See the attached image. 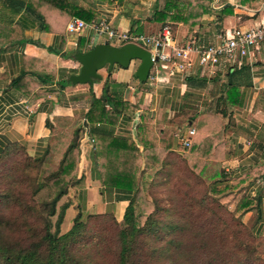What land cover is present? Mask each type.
Listing matches in <instances>:
<instances>
[{"label": "crops", "instance_id": "crops-1", "mask_svg": "<svg viewBox=\"0 0 264 264\" xmlns=\"http://www.w3.org/2000/svg\"><path fill=\"white\" fill-rule=\"evenodd\" d=\"M19 1L28 2L0 0V25L21 27L20 37L0 40V155L18 143L29 156L46 154L49 159L63 153L79 127L88 129L90 137V130L99 128L137 141L135 130L144 118L152 133H144L143 139L151 137L154 144L151 149L140 147L142 162L153 153L159 163L153 172L139 176L143 185L154 174L160 178L166 160L180 155L189 166L198 163L200 177L209 185L216 181L214 186L224 198L237 195L229 209L243 194L258 193L264 184H259L260 177L264 182V42L239 65L230 69L225 64L214 73L199 65L192 52V66L184 78H163L154 84L134 75L137 60L127 68H102L101 78L92 83L72 84L69 76L80 68L76 52L106 43V36L92 27L99 21L132 34H157L168 25L176 43L193 41L195 47L217 43L232 28L245 29L263 20L264 0H72L94 13L89 22L83 20L87 26L77 31L67 29L76 18L70 13L43 7L39 20L31 13L29 18L23 8L16 11ZM157 12L166 13L164 20L160 15L155 18ZM150 71L153 74L156 68ZM104 90L118 102L120 114L113 124L89 120L98 114ZM104 108L111 106L105 103ZM190 128L195 130L193 145L185 148L180 140ZM88 136L81 138V180L68 188L72 204L65 217L74 206L81 211L85 206L88 212L112 213L120 221L132 193L100 185L92 162L94 143ZM256 204L244 211L242 219L264 235V197Z\"/></svg>", "mask_w": 264, "mask_h": 264}, {"label": "rangeland", "instance_id": "rangeland-1", "mask_svg": "<svg viewBox=\"0 0 264 264\" xmlns=\"http://www.w3.org/2000/svg\"><path fill=\"white\" fill-rule=\"evenodd\" d=\"M62 154H55L49 159L47 156V161L40 166L23 160L18 165L19 170L14 164L17 161H14V157L0 162V192L17 196L22 204L19 205L14 200L2 201L0 204V235L6 244L24 251L34 249L40 255L48 251V245L42 242V237L47 225H51L49 229L54 232L56 215L49 216L46 210L42 211V207L33 212L24 204L29 202L31 185L33 187L37 178L45 181L48 176L44 170H56ZM169 160H166L167 166L162 169L163 175L160 179L156 180L152 175L146 185L142 184V179L138 180L141 185L138 195L142 199L135 200L139 214L136 218L139 220L138 226H142L152 213L160 233L148 235L150 243L146 239L140 240L139 244L142 245L137 249L142 256L139 255L137 263L264 264V235L255 233L242 217L240 219L227 210V205L234 201L237 195L228 197V200L220 193L218 196L209 195L208 181L189 174L185 165L175 161L176 158L170 160L169 166ZM27 164L30 169L24 172L23 168L27 170ZM169 167L174 169L172 178H168ZM262 183L263 179L260 177L259 184ZM68 188L57 202L56 212H59L62 204H68L66 209L72 204ZM145 202L149 206L143 209ZM73 208L74 211L72 209L68 219L65 217V209L59 234L70 229L74 216L80 210L76 206ZM80 212L87 231L79 240L73 242L74 244H70V256L76 259L81 257V262L86 261L87 264H117L120 249L118 231L124 226L123 223L113 222L108 215L97 216L99 213L88 212L85 206ZM151 246L157 247L158 252L151 251ZM143 253L148 255L145 257Z\"/></svg>", "mask_w": 264, "mask_h": 264}, {"label": "trees", "instance_id": "trees-1", "mask_svg": "<svg viewBox=\"0 0 264 264\" xmlns=\"http://www.w3.org/2000/svg\"><path fill=\"white\" fill-rule=\"evenodd\" d=\"M17 5V12H21L20 10L23 8V11H25L26 14L31 13L38 20L40 19L39 9L43 7L48 10L60 9L64 12L70 13L73 17L87 22L93 18L94 14L90 8L76 4L72 0H28V2L19 1ZM157 15H160V17H158L161 18L160 20H164L166 17V13L164 12H157L155 18H157ZM20 36L21 27L14 24L12 26L0 25L1 41L9 42ZM8 48L9 47L3 48V50ZM62 87H64L63 84ZM106 94L107 93L104 90L101 99L99 100L100 110L98 114H96L97 116L92 115L89 120L94 121V118H98L99 120L112 124L117 120L120 114L118 102L114 101ZM105 103L111 106L110 110L104 108ZM85 131L89 133V130L86 128L79 127L73 132V135L68 140V145L62 154L59 167L51 172L44 170V173L48 178L45 181L40 180V178L35 180L33 187L31 185L30 192L28 193L29 202L24 204V206H27V208L33 212L42 207V211L46 210L49 216L56 215L54 232H51L49 229V226L51 225H47L46 231L42 237V242H45L48 245V251L46 254L40 255L34 249L25 251L20 248L15 249L3 242L1 237L2 232H0V264H87L86 261L81 262V257L77 259L71 257L69 251L70 244H74L87 231L85 223L82 220V213L79 210L73 218L70 229L63 234H59V226L68 204H62L59 212H56V204L66 193L67 188L79 183L81 180V177L78 176L81 153L80 147L81 138ZM144 133L147 136L152 133L150 124L144 118H142V122L138 125L137 130H135V134H137L138 137L137 141L113 136L112 133L103 131L99 128L90 130V135L94 139L92 162L93 166L97 168L100 185L103 187L128 190L132 193L120 221H118L112 213L105 212L96 214L97 216L108 215L112 218L113 222L118 224L123 223L124 225L121 226L118 231L120 249L118 251L117 264H138L139 255L142 256L137 249L139 245H142L139 244L140 240L146 239L150 243L148 235L154 236L159 232V229L156 227L157 221L152 217V213L149 215L148 219L144 221L142 226H138L139 220L137 221L136 219L139 214L136 210L135 200H142L138 195L141 187L138 182L139 176L148 170H155L159 163V160L154 157L153 153L146 154L147 160L142 162V148L144 150L151 149V146L154 144L151 137L143 139ZM192 143L190 147L193 145ZM140 147L142 148L140 149ZM9 157H14V161L17 160L14 162L17 167L23 160L31 161L30 163L35 165L37 163L38 166L44 165L47 161L46 154L39 157H31L27 154L25 147L18 143L12 144L4 149L3 153L0 155V162L6 161ZM22 157L24 158L22 159ZM175 158V161H179L182 165H185L189 174L196 175L198 178L202 179L199 170H197V162V164L193 165L195 166L194 169L193 166H191L192 164L189 166L187 161H185L180 155L172 157L173 160ZM28 164L26 166L27 170H24L23 168L24 172L29 171L28 169L30 168ZM170 164L171 161L169 162V166ZM146 166L149 167L147 168ZM165 166H167V164H165ZM17 167H15V169H17ZM19 169L20 168L18 167V170ZM169 169L170 174L168 178H172L174 169L173 167H169ZM20 171H22V169ZM153 177L156 180L161 178V176L159 178L155 174ZM215 182L216 181L213 182V185L208 186L209 195H219V191L214 186ZM263 197L264 184L259 187L258 193H256L255 196L251 197L247 194H243L235 208L227 210L241 219L244 211L250 208L252 204H256ZM10 200H14L15 202H18L19 205H22L17 196L4 191L0 192V204H2V201L10 202ZM148 206L149 204L145 202L143 209L148 208ZM1 222L2 220H0V223ZM99 235L100 233L97 234V238H99ZM151 251H155L156 253L158 252V248L151 246ZM143 255L146 257L148 254L143 253Z\"/></svg>", "mask_w": 264, "mask_h": 264}, {"label": "built area", "instance_id": "built-area-1", "mask_svg": "<svg viewBox=\"0 0 264 264\" xmlns=\"http://www.w3.org/2000/svg\"><path fill=\"white\" fill-rule=\"evenodd\" d=\"M87 26L82 19L73 18L68 24L69 31H77ZM99 35L106 36V42L120 46L125 43H134L150 53L152 66L156 71H149L147 78L152 84L160 80L178 76L184 78L192 66V54L195 53L199 65L206 67L212 73L225 64L233 68L239 65L240 59L250 53L251 49L264 42V19L248 28H232L220 37L217 43L195 45L191 41L186 45H179L172 37L171 29L164 25L157 34H132L113 28L107 21H99L92 25ZM193 52V53H192ZM151 70V69H150ZM163 71L164 76L159 73ZM88 130V129H87ZM195 130L190 128L181 138L180 144L189 148ZM84 135L88 136L85 131ZM90 144L94 143L93 137L88 136Z\"/></svg>", "mask_w": 264, "mask_h": 264}, {"label": "water", "instance_id": "water-1", "mask_svg": "<svg viewBox=\"0 0 264 264\" xmlns=\"http://www.w3.org/2000/svg\"><path fill=\"white\" fill-rule=\"evenodd\" d=\"M74 58L80 64L77 74L69 76L72 84L92 83L100 79L99 70L111 71L114 65L127 68L132 60L139 61L134 75L142 82L147 79L152 66L150 53L134 43L115 46L109 43H98L84 52H76Z\"/></svg>", "mask_w": 264, "mask_h": 264}, {"label": "clouds", "instance_id": "clouds-1", "mask_svg": "<svg viewBox=\"0 0 264 264\" xmlns=\"http://www.w3.org/2000/svg\"><path fill=\"white\" fill-rule=\"evenodd\" d=\"M107 43V42H106Z\"/></svg>", "mask_w": 264, "mask_h": 264}]
</instances>
